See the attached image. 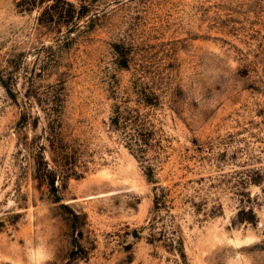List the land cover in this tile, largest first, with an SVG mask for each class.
<instances>
[{
	"label": "rangeland",
	"instance_id": "obj_1",
	"mask_svg": "<svg viewBox=\"0 0 264 264\" xmlns=\"http://www.w3.org/2000/svg\"><path fill=\"white\" fill-rule=\"evenodd\" d=\"M0 264H264V0H0Z\"/></svg>",
	"mask_w": 264,
	"mask_h": 264
},
{
	"label": "trees",
	"instance_id": "obj_2",
	"mask_svg": "<svg viewBox=\"0 0 264 264\" xmlns=\"http://www.w3.org/2000/svg\"><path fill=\"white\" fill-rule=\"evenodd\" d=\"M145 102L149 104L151 103L148 98L145 99ZM111 124L114 130L123 133L128 148L140 158V160L144 162L148 161L145 168L149 180L155 184L156 205H166L169 196L168 189L159 184V181L156 179V166L158 164H153L149 158V153L152 150V140L155 134L154 131L146 126V123L139 115H134L133 111L126 115L125 112L122 111V108L115 112ZM45 149L44 145H41L40 149L37 150V157L35 158L36 168L38 175L40 174V179L55 189L57 181L61 180L62 177H65L63 176L65 170L61 167L59 168L49 164L45 159Z\"/></svg>",
	"mask_w": 264,
	"mask_h": 264
}]
</instances>
